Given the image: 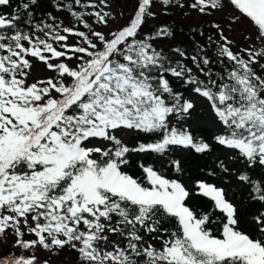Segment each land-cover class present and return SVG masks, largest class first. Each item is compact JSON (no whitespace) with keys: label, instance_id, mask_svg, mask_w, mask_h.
<instances>
[{"label":"snow or ice","instance_id":"snow-or-ice-1","mask_svg":"<svg viewBox=\"0 0 264 264\" xmlns=\"http://www.w3.org/2000/svg\"><path fill=\"white\" fill-rule=\"evenodd\" d=\"M131 3L106 34L93 24L115 21L112 0H56L86 31L51 12V23L36 21L39 0H0V264H53L66 250L73 264H264V0ZM217 11L226 13L224 25L211 24L217 38L192 28V54L157 47L176 36L167 21L154 23L161 16ZM245 22L242 45L224 34ZM33 60L53 75L29 83ZM197 103L213 114L214 143L242 165L233 172L220 161L219 172L235 176L242 199L262 206L256 212L223 186L195 179L189 188L148 159L212 150L177 126ZM133 155L137 176L127 170ZM168 164L183 173L180 161ZM194 195L210 209L189 207Z\"/></svg>","mask_w":264,"mask_h":264},{"label":"trees","instance_id":"trees-1","mask_svg":"<svg viewBox=\"0 0 264 264\" xmlns=\"http://www.w3.org/2000/svg\"><path fill=\"white\" fill-rule=\"evenodd\" d=\"M56 2V0H39V5L38 7L34 8V14H35V20L40 21L41 19L45 20L46 22L51 23V21L48 20L47 13L51 12L53 16L57 18V23H62V26H71L75 25L76 28L79 30H84L83 26L79 24L66 10H61L57 11L52 5ZM64 3H68L69 0H62ZM13 3L15 5V0H13ZM6 10V11H5ZM79 10V9H77ZM4 12H11L12 9L9 8H4ZM202 19L198 23H188L184 21H177L174 20L172 15L168 17L161 16L159 20L154 21V23L159 24L162 21H167L173 28V30L176 33L175 39L174 40H165L167 41V47H162V46H157L158 48H163L165 52L169 50V46H175V45H181L187 47V50L189 54H192V47H191V42H190V37L193 35L191 32L192 28L198 27L199 30L204 31L205 37L208 35H212L213 39H216V32L214 29L211 28V24L213 23L208 19V15H201ZM90 24L93 23L91 19L88 20ZM93 27L98 30L102 31L100 28V25L93 24ZM110 32V31H108ZM104 32V33H108ZM205 37H200L196 36V39L200 41L201 44L205 42ZM77 38L71 37V41L68 43H73L75 42ZM55 46V45H54ZM208 55L212 58H215V50L214 48L209 45L208 48ZM175 59V57H173ZM35 63H43L37 60L32 61V66ZM69 63L75 64V61H70ZM186 63L189 65V67H192V62L190 60L186 61ZM44 64V63H43ZM214 68L218 67L217 65H213ZM196 72V69L193 67V73ZM30 83V82H29ZM175 84L176 82L173 81ZM189 132L193 135V137L196 140L203 139L204 141L208 142L212 146V150L208 153H196L192 149H187L186 154L182 155H177L174 154L175 149L173 148L172 151H170L166 156L164 157H158L156 154H153L150 159L155 167H157L159 170H161L165 175L171 176L174 178H179L182 180H192L194 181L195 179H207L208 182H212L214 180H220L224 179L226 180L229 177L228 173H220L219 169L217 167L218 163L221 160H216V155L220 154L221 152L225 151L226 149H223L221 146H217L214 141L212 140V134L206 130V129H193L189 130ZM143 139H147V137L143 136V134H140ZM158 136V134H153L154 139ZM138 136L133 135L129 141L127 142L129 145L134 146L137 143ZM132 161L133 163L130 164L129 168L127 169L130 174H133L134 176L139 175V169L135 167V161L137 160V157L135 155L132 156ZM178 160L180 161V164L183 169L182 174H177L171 171L170 166L168 164V161L170 160ZM242 165L238 161H234L233 166L230 170L233 172L240 168ZM210 170H215L218 172V177H208L207 173ZM253 175H257V173H253ZM244 196V190L238 189L235 187H231L229 192H228V198L232 200L234 203H236L238 206H243L242 211H247V212H256L258 209H260L262 206L258 203H254L249 205L247 201L243 200L242 197ZM189 207H191L193 210L197 211L198 213L201 211H207L210 209L212 202L205 197L202 196H193L188 202ZM172 225H174V221L172 222ZM242 227H244V223L242 221ZM217 225H212V230L216 232ZM175 228L174 226H170V231H174ZM149 242L153 243L156 247L160 246V241H154L151 240L149 237ZM66 255H68L70 259V263L73 264L74 262V253L71 251H64ZM66 264V263H65Z\"/></svg>","mask_w":264,"mask_h":264},{"label":"rangeland","instance_id":"rangeland-1","mask_svg":"<svg viewBox=\"0 0 264 264\" xmlns=\"http://www.w3.org/2000/svg\"><path fill=\"white\" fill-rule=\"evenodd\" d=\"M131 8H132L131 0H112L111 10H112V14L116 17V19L115 21L110 22V24L107 27L100 25L101 30H103L104 32L113 31L117 28L118 25L124 24L126 21V17L131 11ZM120 11L124 12L123 17L117 15V13ZM225 16L226 13L217 11L211 15H208V19L213 23H220L221 25H224ZM172 17L174 20L184 21L188 23H198L202 19V16L195 12L190 13L187 17H185L184 15H178L174 13L172 14ZM250 31L251 29L248 27L247 23L245 22L239 25L238 27L233 26L231 30H228L226 28L224 34L228 36L229 39L235 40L237 44L242 45L243 40L241 37V33L247 34ZM69 42H72L71 37L69 38ZM157 46L167 47V41L158 42ZM236 50H237L236 48H233V51ZM52 75L53 73L50 72L43 63H35L31 68V76L29 78V82L31 83L39 79H46ZM173 123L174 124L176 123L175 120H173ZM177 126L185 127L188 129V131L193 129L203 128L208 130L212 135L217 132V128L213 123V114L210 113L208 106L202 103H197L195 105L194 110L191 112V115L187 116L185 120ZM132 136L133 135L128 136L126 138V142H128ZM186 153H187V149H175L174 152V154L177 155H182ZM215 158L218 161L219 160L223 161L228 168L230 169L232 168L234 161L229 162L228 150H225L220 154H217ZM223 181H227V182H222V179L220 180L216 179L211 183H216L218 186H223L226 189L227 193L229 192L231 187L241 189L238 186L234 175L229 176L226 180L223 179ZM191 182L192 180L183 181V183L187 185L189 188L192 187ZM244 228L247 229V225L244 224ZM44 255L46 256L47 254ZM52 262L53 264H65V263L71 264L68 255H66L64 252L60 253L58 256L52 257Z\"/></svg>","mask_w":264,"mask_h":264}]
</instances>
